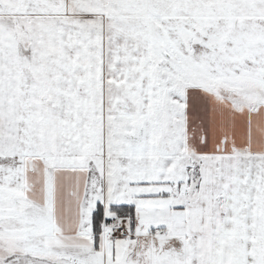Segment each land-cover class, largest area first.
Segmentation results:
<instances>
[{
    "label": "snow or ice",
    "instance_id": "1",
    "mask_svg": "<svg viewBox=\"0 0 264 264\" xmlns=\"http://www.w3.org/2000/svg\"><path fill=\"white\" fill-rule=\"evenodd\" d=\"M0 264H264V0H0Z\"/></svg>",
    "mask_w": 264,
    "mask_h": 264
}]
</instances>
